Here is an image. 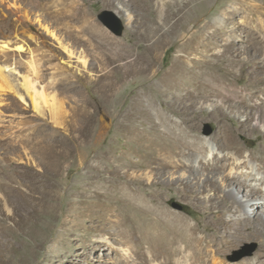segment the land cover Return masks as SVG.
<instances>
[{"label":"rangeland","instance_id":"obj_1","mask_svg":"<svg viewBox=\"0 0 264 264\" xmlns=\"http://www.w3.org/2000/svg\"><path fill=\"white\" fill-rule=\"evenodd\" d=\"M250 4L264 19V0H6L0 5V264H131L139 256L119 222L105 223L102 229L95 210L75 225L76 207L102 203L91 191L105 188L108 177L118 178L117 171L144 173L147 180L177 173L168 169L157 175L146 169L136 133L161 138L167 129L172 131L170 139L180 129L188 130V142L195 135L213 136L226 124L211 109L219 105L214 94L208 99L190 92L180 97L171 92L175 88L169 90L166 75L175 74L179 82L192 75L189 71L180 78L178 66L197 62L201 66L194 70L208 74L206 79L230 82L232 90L249 99L244 84L259 67L264 79L263 43H249L253 27L239 25L246 14L243 8ZM235 10L228 28L236 23V51L222 58L226 63L234 57L250 61L236 65V75L228 72L225 62L199 61L200 51H184L192 31L206 22L217 24ZM102 14L119 17L123 34L110 30ZM178 17L179 24L171 30ZM257 35L262 38V33ZM220 44L209 53L220 51ZM33 61L37 74L31 69ZM227 116L232 129L238 124L233 119L244 118L240 113ZM159 119L164 124L159 125ZM254 123L237 137L246 153L260 155L264 125L259 126L262 134L252 133ZM222 139L221 134L218 142ZM183 149L192 151L189 146ZM147 187L145 182L139 185L143 192L150 191ZM150 188H160L167 207L198 226L197 235H222L211 227L215 216L191 196L181 197L178 184L164 180ZM118 212L113 217L134 219L127 228L141 242L138 248L147 246L142 237L155 230L144 223L150 216L121 206ZM259 213L258 220L252 215L251 224L264 231L259 221L264 212ZM225 216L233 218L231 213ZM259 230L236 238L224 254L226 261L241 264L259 258L264 248ZM95 242L104 245L94 248ZM249 250L252 254L235 260Z\"/></svg>","mask_w":264,"mask_h":264},{"label":"bare ground","instance_id":"obj_2","mask_svg":"<svg viewBox=\"0 0 264 264\" xmlns=\"http://www.w3.org/2000/svg\"><path fill=\"white\" fill-rule=\"evenodd\" d=\"M5 2L6 0H0V5ZM256 10V5H246L243 8L246 14L243 15L242 23L239 25L253 27L249 28L252 31V35H249V43H263L262 51L264 52V19L257 16ZM235 15L236 10L232 15L216 20L217 24L206 22L203 26H199L183 43L184 51L187 54L193 53V50L200 51L203 55L201 54L202 59L200 57L199 61L225 62L222 56L233 49L236 51V23L228 28L235 19ZM128 18H130L129 14ZM181 18L178 17L171 26V30L176 29ZM45 29L53 34L47 26ZM259 33H262V38L257 35ZM182 35L187 36L184 32ZM218 41H221V44ZM219 44L221 50L210 54L209 51L216 49ZM190 49L192 52L189 51ZM249 62L242 57H234L232 61L225 63L229 67L228 72L236 75V65L249 64ZM192 64L191 67L187 65L186 67L178 66L179 70L177 68L180 78L191 71L190 79L179 82L175 74H170L165 76L164 82L170 86L169 90L175 88L171 92L180 97H185L190 92L198 98L208 99L211 94H214L218 98L219 105L212 106L211 109L216 116L221 115L226 124H222L213 136L201 139L195 135L188 142L185 140L188 130L180 129L179 133L170 139L168 138L172 135V131L167 129L162 133L164 135L161 138L155 133L149 136L140 132L136 133L135 137L139 136L140 143L137 152L144 160L146 169H154L157 175L164 174L168 169H174L177 173L170 172L163 177L149 176L147 180L143 176L144 173L142 175L130 171H119V173L117 171L114 175L118 178L110 176L105 188L91 191L93 193L90 196L98 198L102 203L76 207L75 217L78 221L75 225L80 224L79 219L90 218L94 210L101 215L98 222L103 224L102 229L106 228L105 223L119 222L118 224L123 228L121 231L123 236L136 247L139 253L132 263L129 262L131 264H236L233 261L228 263L224 258V254L232 246L231 243L236 242V238L255 234L259 230L251 224L250 218L254 215L258 220L259 210L264 212V149L260 155L254 152L246 153L237 134L246 133L247 127L253 120L255 123L250 130L252 133L262 134L259 126L264 125V79L258 73L263 69L259 67L255 70L253 77L244 84L243 90L249 94L248 99L238 94L236 88L232 90L230 82L227 83L225 80H218L212 76L210 77L214 78L213 80L206 79L205 75L208 74L201 70H194L201 65L197 62ZM30 65L33 73L37 74L38 64L33 61ZM142 69L147 70L146 67ZM182 91L186 93L183 94ZM260 94L263 95L260 102H250ZM236 113L244 114V118L233 119L238 124L232 129L227 115L233 114L236 118ZM159 120V125L164 124L163 120ZM262 130L264 131V128ZM221 134L222 142H218ZM186 146L192 148V151L186 152L183 149ZM179 148H181L178 152L179 156H175L174 153ZM164 180L178 184L177 193L181 197L191 196V199L199 203L203 210L214 215L215 219L211 227L213 226L214 232H220L222 235L216 238H212L210 233L197 235L199 228L196 224L189 223L183 214L176 213L167 207L160 188H150L153 184H161ZM141 182H145L150 191H140ZM113 201H116L117 205H114ZM120 206L128 208L130 212L150 216V219H146L144 223L148 228L152 227L155 230L150 229L143 237L141 235L147 242L144 248H138L141 242L137 243L133 231L127 228V223H131L134 219L124 214L121 218L113 217V214H120L118 212ZM248 207L251 214L248 213ZM226 213L233 215L232 220L226 218ZM259 221L264 223V218ZM259 234L263 237L264 247V231L259 230ZM103 245V242L93 243L94 248ZM241 264H264V248L259 258L253 261L246 259Z\"/></svg>","mask_w":264,"mask_h":264},{"label":"water","instance_id":"obj_3","mask_svg":"<svg viewBox=\"0 0 264 264\" xmlns=\"http://www.w3.org/2000/svg\"><path fill=\"white\" fill-rule=\"evenodd\" d=\"M100 18L104 21V23L108 26V28H110V30H112L115 34H117V35L123 34L124 29H125V25L119 17L114 16L113 18H110V17L108 18V17H105L104 14H102V15H100ZM211 130H212V128L209 126L207 133H210ZM252 252H253V250H249L247 252L246 251L241 252V254L238 255L235 260H238V259H240L246 255H250V254H252Z\"/></svg>","mask_w":264,"mask_h":264}]
</instances>
